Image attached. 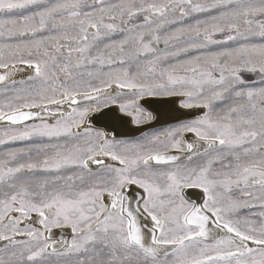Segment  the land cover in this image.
Here are the masks:
<instances>
[{
  "label": "snow or ice",
  "instance_id": "6c2138e0",
  "mask_svg": "<svg viewBox=\"0 0 264 264\" xmlns=\"http://www.w3.org/2000/svg\"><path fill=\"white\" fill-rule=\"evenodd\" d=\"M0 41V264H264V0H0ZM146 96L199 111L118 138Z\"/></svg>",
  "mask_w": 264,
  "mask_h": 264
},
{
  "label": "water",
  "instance_id": "95a60500",
  "mask_svg": "<svg viewBox=\"0 0 264 264\" xmlns=\"http://www.w3.org/2000/svg\"><path fill=\"white\" fill-rule=\"evenodd\" d=\"M177 98H167V99H148V98H143L140 100L141 107L148 112H150L153 115V118L150 122H148L145 125L142 126H137L133 127L128 123V118L125 117L124 121L122 123L124 124L125 128H129L133 133L131 135H118V137H133L143 131H146L148 129L156 128V127H162L166 125H171L175 124L181 121H184L186 118H180V114L183 112L191 113L189 112L190 110H185V109H179L177 107V103L175 102ZM168 103H172L175 106L176 109V114L173 116H165L163 113L164 109L159 108L160 105L167 106ZM179 116V117H178ZM178 117V118H176ZM191 117V115H190ZM176 118V119H175ZM189 118V117H187ZM102 124L97 123L96 127H100Z\"/></svg>",
  "mask_w": 264,
  "mask_h": 264
},
{
  "label": "bare ground",
  "instance_id": "6f19581e",
  "mask_svg": "<svg viewBox=\"0 0 264 264\" xmlns=\"http://www.w3.org/2000/svg\"><path fill=\"white\" fill-rule=\"evenodd\" d=\"M150 97V96H148ZM146 98V97H145ZM154 98H157V97H154ZM159 98H162V97H159ZM143 98H141L140 100H142ZM148 99H153V98H148ZM139 105H140V108H141V114L143 116H146L147 114L145 113V111L147 110H144L142 107H141V104H140V101H139ZM159 108L161 109H164L163 113L165 114V116H171V115H175L176 114V109H175V106L174 104L172 103H168L167 106H164V105H160ZM193 111H197V110H190L189 112H193ZM117 112H118V109H117ZM146 114V115H145ZM149 115V113H148ZM180 118H186L185 120H188V119H191L192 117H190V114L187 113V112H183L181 113L180 115ZM178 116V117H179ZM153 117V116H152ZM176 117V118H178ZM189 117V118H187ZM128 118V123L129 125L133 126L135 124H133V122L131 121L132 120V117H127ZM131 118V119H130ZM175 118V119H176ZM184 120V121H185ZM151 121V120H150ZM150 121H146L145 123H148ZM107 121H101L100 124H103V123H106ZM111 125H112V128L115 129V132L118 134V135H131L133 132L128 128H125L124 124L122 123V121H111L110 122ZM144 123V124H145ZM143 124V123H142ZM142 124H139V125H142ZM138 125H135L134 127H137ZM169 126H172V125H168V127L166 128H169ZM165 127V126H164ZM162 129V128H161ZM111 131V129H109ZM146 134V133H144ZM120 139H124V138H129V137H118ZM188 139H192V135L191 134H188L187 137ZM133 139V138H132Z\"/></svg>",
  "mask_w": 264,
  "mask_h": 264
},
{
  "label": "rangeland",
  "instance_id": "374dc122",
  "mask_svg": "<svg viewBox=\"0 0 264 264\" xmlns=\"http://www.w3.org/2000/svg\"><path fill=\"white\" fill-rule=\"evenodd\" d=\"M0 42H2V41H0ZM146 97H148V96H146ZM151 97V96H150ZM143 98H145V97H143ZM197 111H199V110H197ZM145 113L148 115V112H146L145 111ZM145 114V115H146ZM146 115V116H147ZM131 119V118H130ZM132 121V120H131ZM133 122V121H132ZM146 122V121H145ZM145 122H143V124L145 123ZM182 122V121H181ZM133 124H135V123H133ZM142 124V123H141ZM176 124V123H175ZM175 124H171L172 126H174ZM135 125H137V124H135ZM172 126H169V128L170 127H172ZM166 127H168V125H166L165 127L164 126H162V127H156V128H152V129H148V130H146V131H143V132H141V133H139V134H137V135H135V136H133V137H129V138H124V140H139V139H141L142 137H144V136H146V135H149V134H151V133H157V132H160V131H162L163 129H166ZM162 128V129H161ZM144 133H146V134H144ZM133 138V139H132ZM18 146H20V144L19 143H17V144H15V145H0V151H3L5 148H7V147H18ZM254 211H257V210H254Z\"/></svg>",
  "mask_w": 264,
  "mask_h": 264
}]
</instances>
